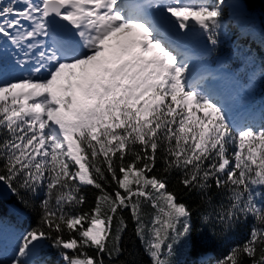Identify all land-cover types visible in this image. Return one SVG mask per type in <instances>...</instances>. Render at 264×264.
I'll return each mask as SVG.
<instances>
[{
    "label": "snow or ice",
    "instance_id": "1",
    "mask_svg": "<svg viewBox=\"0 0 264 264\" xmlns=\"http://www.w3.org/2000/svg\"><path fill=\"white\" fill-rule=\"evenodd\" d=\"M224 2L0 0V183L44 192L0 264H40L49 242L62 264H105L123 251L125 209L152 264H174L192 213L154 172L161 159L190 192L224 197L228 228L251 220L217 264H264V124L236 120L182 50L196 28L218 43ZM89 185L100 194L78 211Z\"/></svg>",
    "mask_w": 264,
    "mask_h": 264
},
{
    "label": "trees",
    "instance_id": "2",
    "mask_svg": "<svg viewBox=\"0 0 264 264\" xmlns=\"http://www.w3.org/2000/svg\"><path fill=\"white\" fill-rule=\"evenodd\" d=\"M241 1L245 5L242 12H234L231 15L226 11L227 9L231 11L229 3H225L222 7L223 14L227 17V25L220 30L218 43L212 47V50L214 57H224L231 68L247 70L244 73L245 81L249 78V70L254 73L256 96L252 103L257 109L264 104V0ZM247 124L259 127L264 124V117L249 119ZM163 167L161 159L154 172L167 179L168 189L176 193L192 213L191 236L188 238V244L180 247V253H177L179 243L174 246V264H217L234 247L242 245L248 239L252 226L251 220H241L228 228L217 219L215 211L220 210L224 197L219 195L215 188L211 193L212 200H205L196 191L190 192L183 187L182 174L179 171L164 173ZM113 189L114 185L108 187L109 192ZM81 194L84 195L86 202L78 211L88 212L94 207L96 197L100 194L99 190L90 185L82 186ZM43 198V191L32 193L21 190L18 195L10 189L9 196L0 194V223H5L20 234L35 227L40 218V205ZM10 205L16 210L12 211ZM145 211L150 212L152 209L146 207ZM122 214L128 223V228L121 239L123 251L114 260L104 256L105 264H152L145 245L136 233L131 212L125 209ZM88 251L94 254L93 249ZM38 259L40 264H62L60 250L52 246L50 242L45 244Z\"/></svg>",
    "mask_w": 264,
    "mask_h": 264
},
{
    "label": "rangeland",
    "instance_id": "3",
    "mask_svg": "<svg viewBox=\"0 0 264 264\" xmlns=\"http://www.w3.org/2000/svg\"><path fill=\"white\" fill-rule=\"evenodd\" d=\"M5 2H7V0H5ZM225 3H229L231 7L230 8L231 11H229L228 9L226 10L230 14L234 12H242L245 9V5L241 0H230V1L225 0L223 6H225ZM226 18L227 17L223 14L222 15V20H223L222 28H225L227 25ZM209 47L211 48L213 47V45H211L210 42L206 41V48L209 49ZM224 60H225L224 57H220L218 59V63H221ZM193 61H194V58H192L191 60V65L193 64ZM205 63L208 64L207 61ZM245 72H247V70L242 69V68H238L234 70V73L237 76L238 81H237V86L235 89V92L237 93V95H235V97H233L232 99L233 108H231V112H232L233 117L236 120L240 121L241 123L245 122L247 119H259V118L264 117V105L261 106L259 109L255 110L254 104L252 103L253 99L256 96L255 89H254V82H253L254 73L251 70H249L248 71L249 78L247 81H245L244 79ZM244 81L246 83H244ZM5 186H4L5 188L0 189V194L9 196L10 194L9 187L6 184ZM10 209L12 211L16 210V208L12 205H10ZM20 235L21 234L15 229L9 228L5 223H0V259H3V260L10 259V257L13 254V250L16 247V244H17V241ZM178 243H179V250L177 251V253H180L181 251L180 247L187 245L188 239L181 240Z\"/></svg>",
    "mask_w": 264,
    "mask_h": 264
},
{
    "label": "bare ground",
    "instance_id": "4",
    "mask_svg": "<svg viewBox=\"0 0 264 264\" xmlns=\"http://www.w3.org/2000/svg\"><path fill=\"white\" fill-rule=\"evenodd\" d=\"M173 19H174V18H173ZM202 38H203V37H202V32L199 30V28H196V29L193 30L192 33L189 34L188 38L182 42L183 47L192 46L193 49L197 50V48H199L200 46H202V44H201V42H202V40H203ZM113 42H114V41H113ZM203 49H205V47H203ZM9 50H11V49H9ZM188 54H189L190 56H194V55H193L194 53H188ZM194 57H196V56H194ZM204 65L206 66L207 64H204ZM201 67H202V65L198 66V68H196V65H192L193 77H194L195 80H196L198 77H196L197 75H196V73H194V72H197L198 70H200ZM206 67H207V66H206ZM205 69H206V68H205ZM209 73H211V72H207L206 74H209ZM229 84H230V82H226V83H224L225 86H228ZM229 86H230V85H229ZM210 89L214 90V92H215L218 96H220V93H218V92L216 91L217 89H216L215 87H214V88H210ZM233 94H234V93H232V95H233ZM235 95H237V93L234 94V97H235ZM227 99H229V98H227ZM227 99H225L224 101L226 102ZM230 108H233V104H231ZM4 186H5V184L0 183V189L6 187V186H5V187H4ZM9 190H10V189H9Z\"/></svg>",
    "mask_w": 264,
    "mask_h": 264
}]
</instances>
